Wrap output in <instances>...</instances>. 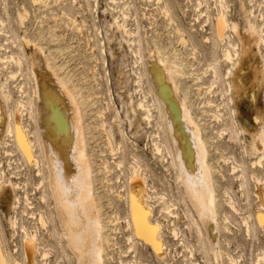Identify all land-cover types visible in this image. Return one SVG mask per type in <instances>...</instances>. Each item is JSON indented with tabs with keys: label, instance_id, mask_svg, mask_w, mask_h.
Wrapping results in <instances>:
<instances>
[{
	"label": "rangeland",
	"instance_id": "rangeland-1",
	"mask_svg": "<svg viewBox=\"0 0 264 264\" xmlns=\"http://www.w3.org/2000/svg\"><path fill=\"white\" fill-rule=\"evenodd\" d=\"M54 1L49 0L48 4H34L32 0H0V19L4 23V26L0 25V57L16 52L23 61L21 71L14 64L0 61V84L5 83L7 78V89L10 92L9 101L2 97L0 92V176L6 185H9L10 181L20 185L17 190L6 188L5 191H0V242L10 257V264H24V247L30 234H36L38 238L35 244L38 251L32 257V264H75L73 255L61 238L49 194L43 153L38 146L39 140H36L39 139L38 132L36 134V119L41 105L36 86L49 91V78L54 77L55 72L61 77H66L69 87L84 101V124L88 128V150L91 161H94L95 188L101 198L99 202H102L104 224L113 229L109 232L112 242L116 243L108 250L105 264H127L133 260L137 264H232L229 257L235 264H264V227L257 223L260 202L255 196L256 188L263 187L264 190V185H258L256 180H253L254 169L250 163L254 156L245 152V144L251 140V135L241 133L239 129L240 126L252 131H262L264 85L259 91L253 92L249 85L252 72L248 68L245 70L246 90L240 99L234 98L229 88L230 80L226 76L229 63L222 58L224 43L215 40L213 36L215 14L220 8L218 1L206 0L202 5L201 15L195 9L197 0H117L116 4L111 0ZM225 2L228 18L240 28L246 27L247 18L254 19L249 12L251 9L255 13V21L264 28V17H260V11L264 15L261 0ZM241 2L245 11L241 8ZM164 5H167L169 15L163 12ZM114 7H117L116 10ZM24 9L28 12V17L24 27H21L18 14ZM122 12L129 16L126 21L128 26L138 31L139 43L136 42L134 48L140 49L139 60L129 49L130 38L128 40V36L118 30L113 22V16L121 15ZM177 27L183 31L187 44H182V35L176 31ZM229 34L231 42L238 45L236 48L239 47L236 34L231 31ZM210 36V42L204 41V37ZM24 37L29 39V43L24 42ZM155 44L163 48V51L166 50L170 60L175 57L173 50L177 49V62L186 71V78H181L179 82L178 93L181 96H184L185 92L188 93L190 101L193 102L189 109L203 126L207 127L203 134L208 143L209 160L214 168L213 176L220 210L219 246L225 252L223 260H215L205 234L203 231L200 234L197 224L193 221L194 213L182 197L179 183L176 181V170L171 165V156L168 157L169 153L165 150L163 153L166 156L152 152V137L149 134L156 136V133L160 132L163 140H167L165 131L161 132L156 126L159 120L158 112L154 108L155 119L149 126L142 120V111L137 110L139 101L146 96V100L151 102L155 91L158 90V87H155L154 73L157 74V69L161 68L159 71L162 74L163 66L152 63L149 58V51L155 48ZM262 48L260 44V54L252 59L254 66H260L264 54ZM211 64H215L216 74L213 68H209ZM11 73L16 75L10 78ZM138 76H142L141 87L136 84ZM165 76L161 75L162 78ZM164 82L167 88H170L171 81L168 77ZM21 86L25 90L24 95ZM20 99L29 102L22 119L31 132V139L38 143H34V147H37L33 149L35 159L37 157L40 161L37 163L39 167L29 162L16 140L8 135L10 114L15 116V113L21 112L18 106ZM207 101H211L210 106L206 104ZM101 111L105 114L101 115ZM130 119L137 120L134 130H137L141 137L128 139L122 134L125 130L131 135ZM104 120L105 129L102 126ZM226 125L230 127L231 132L224 131ZM109 135L116 151H111ZM148 139L150 143L146 146ZM118 142H122L123 146L120 151L117 148ZM132 156L139 159L149 184L153 186L149 204L153 208L154 220L163 228V237L168 245L166 260L160 259L150 246L136 237L133 238L132 244L128 240L132 236V229L127 226L126 189L133 164ZM120 160L123 163L118 167L116 164ZM106 162L110 168L109 172L104 169ZM234 164L239 166L235 172L231 170ZM255 174L264 177V169L261 172L255 171ZM240 175L245 178L242 177L243 183L246 184H243V188L240 185ZM159 194H165L164 197L168 201L172 199L177 203L173 211L178 213H174L178 217L162 210ZM17 197L20 199V206L15 209ZM228 197L234 198L235 205L240 209L239 214L229 207ZM224 213L228 215L230 222H224ZM39 215L44 217V225L39 223ZM14 217H17L18 222L15 229L11 224ZM243 219L250 222H247L252 227L250 233L246 230L247 224ZM21 226L24 228H20ZM173 229L178 230L179 236L175 237L176 239L172 235ZM131 245H135V249L130 248ZM43 252L46 253L45 259L41 255ZM259 258H263L262 261H258Z\"/></svg>",
	"mask_w": 264,
	"mask_h": 264
},
{
	"label": "bare ground",
	"instance_id": "bare-ground-1",
	"mask_svg": "<svg viewBox=\"0 0 264 264\" xmlns=\"http://www.w3.org/2000/svg\"><path fill=\"white\" fill-rule=\"evenodd\" d=\"M48 1L49 0H32V3L38 4V3L45 2L48 4ZM116 1L117 0H111L113 4H116L117 3ZM217 1L219 3L220 8L217 10L215 14L213 36L215 40H219L220 42L224 43L222 58H223V61H226L227 63H229V67L227 68V71H226V76L230 80L229 88L234 98H236L237 100V99H240V97H242V93L246 90V86H247L245 84L247 80L246 74H245L246 69L250 68L252 72L249 85L252 87L253 92L259 91V89H261V87L264 85V54H262V61L260 63V66L258 65L254 66V62H253L254 60L252 61V59H254L255 56L257 58V55L260 54L259 52L260 44H262L263 46L262 49H264V28L255 21L256 18H255V13L253 9H251L249 12L254 19L247 18L246 27L240 28L239 25L236 24V22H233L228 18L227 12L225 9L227 8L225 0H217ZM252 1L254 0H250V2ZM54 2H56V0ZM204 2H206V0H197V2L195 3L196 4L195 9L197 10V12H199L200 15L202 13L201 8ZM261 2H262L261 5L264 6V0H261ZM241 6H242L241 8L245 11L243 2H241ZM116 8L117 7H114L113 9L116 10ZM162 9H164L163 12L166 15H169L168 13L169 10H168L167 5H164ZM27 15H28V12L25 9L19 12L18 19L20 22L19 24H21L20 25L21 27L22 26L24 27L25 25L24 22L28 17ZM145 16L146 15L144 13V17ZM113 17H114L113 22L115 26L118 28V30H121L124 33V35H127L128 40L130 38L131 41L129 42H131V44L130 46L128 44L129 49L132 52V54L137 58V60H139L140 59V49L139 47L134 48L135 43L136 42L139 43V34H138V31L133 30L128 26L126 22L127 19L129 18L128 14L122 12L121 15H114ZM260 17L261 18L264 17L261 11H260ZM0 25L4 26L2 19H0ZM0 31L2 32L1 29ZM176 31L180 33V36L182 35V37L180 38L182 44L184 45L187 44L188 42L185 40L183 36V31L179 29L178 27ZM229 31L236 34V37L239 41V47L236 48V46L238 45L236 43H232L231 40L229 39L230 37ZM204 38H205L204 41L210 42L212 37L210 36V37H204ZM24 42L29 43V39L24 37ZM162 49L163 48L155 44V48L149 51L150 52L149 54L151 55V57H149L151 59V62L152 63L156 62V64L158 63L163 66L162 74H161V71H159L161 70V68L157 69V74L158 73L160 74L157 75L154 73L155 87H158V90L157 92L154 90L155 96L152 98L151 102L146 100V96L144 97V99L139 101L137 103V110L142 111L141 112L142 120H144L146 124L150 126L152 124V120L155 119L153 110L154 108L156 109V111L159 114V120L158 122H156L157 124L156 126H158L159 130L161 129V132L165 131L167 135L166 141L168 143L165 140H163L162 135H160V132L157 131L158 133H156V136L155 134L154 135L149 134V136L152 137V139L150 140L151 143L149 142V139L147 140L146 146L147 144L150 143V146H152V152L155 155L156 154L159 156L165 155L163 153L164 150L169 153L168 157L171 156V165L176 170V181L179 184H180L181 178L177 173V160H183L184 163L189 166V168H191L192 164L198 161L199 163L206 166L213 176L214 168L209 160V150L207 146L208 143L205 140L204 134H203V131L205 132L207 127H204L203 124L198 119V117L193 112H191V110L189 109V106H192L193 102L190 101V97L188 93L185 92L184 96L183 95L181 96L178 93L179 82L181 78H184V77L186 78V73H185L186 71H184L185 68L177 62L178 60L177 59L178 51L176 52L177 49L173 50L172 54H174L175 57H173V59L171 60L167 58L169 55L167 56V52L165 48H164L165 51H163ZM168 53L170 52L168 51ZM0 61H4L3 63L7 62L8 64L16 65L19 71L23 69L22 68L23 66L22 58L16 52H11L9 55L0 57ZM210 66L211 67L209 68H213L214 70L213 72L214 74H216L215 64H211ZM157 68H158V65H157ZM33 73L35 74L34 70H33ZM55 73L53 74L54 77L49 78L51 82L49 91L44 90L43 87L36 86V92L38 93L37 94L38 98L41 101V105L39 106V109H38L39 111L37 112V119H36V121L38 122V128H37L38 131L36 130V134L38 132L37 135L39 136V139H36V140H39L38 146L41 147L43 158L45 157L48 149L50 148L55 149L56 153L59 155V157L61 158L63 162V170L69 175H71L74 171L73 149H75V152L77 155L80 152H83L84 159L87 161V164H88L89 181H90L88 185L87 196H88V199L92 202L95 214L100 218V222H101L98 224L99 231L97 233L99 239L102 242L100 253H98L99 264H105V260L108 259L107 258L108 250L111 249V246L113 247V245H116V243L112 242V238H111L112 235H110V232H109L110 230L112 231L113 229L109 228V225L107 227V225L104 224V221L102 218V206H101L102 202H99L101 198L98 195V192H96V188H95L96 178H95L94 169H93L94 161L93 162L91 161L92 160L91 155L88 150V145H87L88 143H87V136H86L88 128L84 124V112H83L84 101L82 99H79L78 94L73 92V90L69 87L68 80L66 77H61ZM15 75H16L15 73H11L9 77L12 78ZM161 75L162 76L166 75V76L162 78ZM166 77H168V80L171 81L170 88L169 86L167 88V86L165 85L166 83L164 81ZM141 78L142 76H138V80L136 81V84L138 85V87H141V84H142ZM161 81H163V85L167 90L166 96L161 95ZM7 88L8 87H7V78H6V82L5 83L3 82L0 84V92L2 94V97H4L7 101H9L10 92ZM20 88H21L22 94L24 95L25 90L23 89V86H21ZM210 103L211 101L206 102V104L209 106H210ZM28 104L29 102H26L25 100H22V99L18 101V106L21 109V112L15 113V116L12 113L10 114L7 131H8V135L16 140V143L18 144V146L22 149V151L25 153V155L29 159L28 152L25 151L23 144L21 142V132H22L29 148L31 149V153L33 157L31 163H33L36 166L37 163H40L37 157L36 159L39 162H37V160L35 159V156H34L35 151L33 149L37 147V145L34 147V143L35 142L37 143V141L33 142L34 139H31L30 137L31 132L28 130L27 125L24 124L23 119H22V114L24 111L28 109ZM30 104H32L31 100H30ZM234 106H236V104ZM106 109H108V105ZM100 114L102 115L105 113L102 112ZM29 116L31 117L32 115H29ZM156 117H158L157 113H156ZM129 121H130L129 127H131V130H130L131 135L129 136V134L125 130L122 131V134L128 139H131L132 137L133 139L136 137H141L142 135L141 134L139 135L137 130L136 131L134 130L135 129L134 126H136L137 120L132 121L130 119ZM105 122L106 121L104 120L102 124V126H104V129H105ZM228 125H226L224 131L228 130L229 132H231L230 127ZM239 129L241 133L245 132L248 135L249 134L251 135V140L247 141L245 144V147H244L245 152L247 155L254 156V159L251 160V163H250L251 168L254 169L253 171L254 179L253 180H256L258 185L259 183L260 184L262 183L264 185V177H261L255 174V171L261 172V170L263 171L264 169V162H263L264 161V122L262 125V131H259L257 129L252 131L247 127H240V126H239ZM36 134H35V137H36ZM110 134H112L111 131H110ZM110 137L111 136L109 135L108 139H110L109 143H111V146H112L111 151L113 152L116 150L114 146L112 145V139ZM229 137H230V134H229ZM117 148L119 149V151L123 148L122 142L117 143ZM165 156H162V157H164V159H167L165 158ZM132 157H133V164L131 165V172L129 176L128 186L126 189V202H127V207H128L127 226L129 227L131 226L132 236H130L129 239L128 238L127 239L129 240L130 244H132L133 238L136 237V239L150 246L154 250L155 254L160 259L166 260V256H167L166 250H167L168 245L166 243V240L163 237V228L159 222L154 220L153 208L151 204H149V201L152 198L153 186L149 184L147 177H146L147 175L144 169L142 168V165H140L139 159L136 156H132ZM122 163L123 161L120 160L117 162L116 165L118 167H121ZM234 165H232V169H231L233 172H235L236 168H237L236 169L237 171L239 167V166L237 167L236 165L235 166ZM37 166L39 167V165ZM46 169H47V165H46ZM104 169L106 172L110 171V168L107 162L104 163ZM243 169H244L243 171H245V167H243ZM38 172L40 171L38 170ZM243 173L244 172H242V175ZM242 177L240 175V178ZM46 178H47V183L49 186L48 174ZM243 178H242V182L240 183L242 188H243V184H245L243 183V180L245 178L244 179ZM213 179H214V176H213ZM214 182H215V179H214ZM19 187L20 185L13 181H10V184L6 185L4 181L2 180V177L0 176V191H5L6 188H9V189L12 188V190H17ZM48 188H49V194L51 196V200L53 204L52 206L54 210L53 212L55 213V218L57 220L59 229L61 231V238L65 242V245L67 249L69 250V252L73 255L75 259V264H80V260L77 258L76 253L74 252V250L68 243L66 227L63 224L60 214L57 211V204L51 194L50 187ZM110 192L112 193L113 191H110ZM225 192L227 193L228 191L226 190ZM228 194L230 196V193ZM158 196H159L158 199L162 202V205H163L162 210H165V211L167 210V212L172 214L173 216L175 213L173 210L176 209L175 206L177 205V203L172 199L168 201L167 198L164 197L165 194L164 195L159 194ZM255 196L259 199V202H260L259 204L260 209L257 213V223L259 224L260 227H264V224H262V221H261V217H264L263 187L261 189L256 188ZM25 199L28 201L27 197ZM228 199H229L228 200L229 207L232 209L233 212L239 214L240 209L237 208V206L235 205L234 198L228 197ZM217 201L218 199H217L216 188H215L214 189V200L210 201V203H213L216 209V219L214 223L210 225H205L201 223V221L195 214H194L195 219L193 221H195V223L197 224L200 234L202 233L201 231H203V233L205 234L206 241L208 242L209 245L211 243L218 245L219 252L218 253L211 252V253L213 254L215 260H220L222 258L224 259L225 252L222 250L221 246H219L221 228L219 224V215H220L219 211L220 210H219ZM19 206H20V199L19 197H17L15 200L14 208L17 209ZM39 213L41 212L39 211ZM175 214H178V213H175ZM41 215H39L40 216L39 223L41 225H44L45 223L43 219L44 217L41 218ZM223 218H224V222L225 221L227 223L230 222L228 215H226L225 213L223 214ZM116 219H120V218L116 217ZM245 221H246L245 224L249 222L248 220H245ZM11 224L14 229L17 228L18 226L17 217H14L11 219ZM20 228H24V227L21 226ZM250 228H252L251 225L249 226V224H247L246 230L249 233H250ZM156 229H159V231H156ZM35 235L34 234L29 235V240L27 241L24 247V251H25L24 264H32V257L37 254L38 250L35 244L37 243L38 238ZM172 235L174 236V239H176L175 237L179 236L178 230L176 231V229H173ZM153 240H155L158 244L162 245L161 251L159 252L157 251L156 244L153 243ZM133 247L132 245L130 246V248H133ZM129 249L127 250L128 252L130 251ZM41 255H42V258L44 256L46 257L45 252H43ZM45 257L43 259H45ZM229 258H230L229 261H231L230 263L235 264V261H233L231 257ZM262 259L263 258H259L258 261H262ZM0 264H10V257L8 253L6 252L2 242H0ZM127 264H137V263L133 260V261H129ZM190 264H198V263L192 262Z\"/></svg>",
	"mask_w": 264,
	"mask_h": 264
},
{
	"label": "clouds",
	"instance_id": "clouds-1",
	"mask_svg": "<svg viewBox=\"0 0 264 264\" xmlns=\"http://www.w3.org/2000/svg\"><path fill=\"white\" fill-rule=\"evenodd\" d=\"M49 177L51 194L57 204L63 224L66 227L68 243L80 260V264H99L102 242L97 233L100 218L95 214L88 199L89 171L85 159L73 161L71 175L63 170V162L54 148L47 150L44 157ZM182 197L201 223L210 225L216 219L213 203L215 182L209 169L198 161L191 168L183 160H177ZM86 214V215H85ZM210 251L219 252L217 244L209 245Z\"/></svg>",
	"mask_w": 264,
	"mask_h": 264
},
{
	"label": "snow or ice",
	"instance_id": "snow-or-ice-1",
	"mask_svg": "<svg viewBox=\"0 0 264 264\" xmlns=\"http://www.w3.org/2000/svg\"><path fill=\"white\" fill-rule=\"evenodd\" d=\"M161 95L163 96H166L167 95V90L166 88L164 87L163 85V81H161ZM21 142L23 144V147L25 149L26 152H28V155H29V162L32 161L33 157H32V153H31V149L29 148L27 142H26V139L25 137L23 136L22 132H21ZM73 159L75 160L77 158V154L75 152V149H73ZM79 158L80 159H84V154L83 152H80L78 154ZM261 221H262V224H264V217H261ZM156 231H159V229H156ZM153 243L156 244V248H157V251H161L162 250V245L158 244L155 240H153Z\"/></svg>",
	"mask_w": 264,
	"mask_h": 264
}]
</instances>
